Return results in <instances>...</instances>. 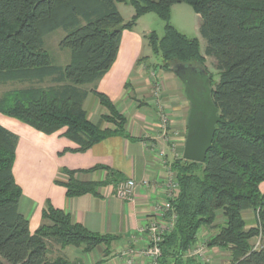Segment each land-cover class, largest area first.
<instances>
[{
	"label": "trees",
	"instance_id": "obj_1",
	"mask_svg": "<svg viewBox=\"0 0 264 264\" xmlns=\"http://www.w3.org/2000/svg\"><path fill=\"white\" fill-rule=\"evenodd\" d=\"M117 2L134 8L128 21ZM182 2L199 15L204 55L214 60L218 79L213 81L210 73V85L221 122L202 163L182 157L171 163L179 185L171 201L176 217L159 242L157 263L200 264L188 255L191 246L200 229L216 228L206 245L228 252L227 264H264V246L251 243L264 232V191L259 189L264 181V0H0V84H28L0 96V113L45 134L64 128L77 151L124 134L125 116L89 85L113 64L122 31L148 12L164 22L161 36L154 31L145 35L158 58L154 66L172 72L173 64L182 63L207 71L198 38L170 24L171 7ZM59 28L65 31L59 47L69 51L63 66L54 62L44 39ZM89 93L107 109L102 121L110 127L87 119L83 102ZM17 139L0 125V264H72L62 255H48L50 244L84 252L104 246L106 252L117 236L87 230L49 201L42 223L29 231L27 218L18 211L21 189L12 173ZM99 168L106 167L84 172ZM106 170L102 181H79L76 171L63 168L66 195H98V187L124 180ZM218 211L221 223H216ZM246 212L253 213L254 225H247Z\"/></svg>",
	"mask_w": 264,
	"mask_h": 264
},
{
	"label": "crops",
	"instance_id": "obj_2",
	"mask_svg": "<svg viewBox=\"0 0 264 264\" xmlns=\"http://www.w3.org/2000/svg\"><path fill=\"white\" fill-rule=\"evenodd\" d=\"M117 9L120 13L118 6ZM143 43L133 30H123L113 64L98 81L89 85L107 95L125 116L122 135L109 136L84 151H77L78 145L63 135L64 128L45 134L0 113V125L18 138L12 173L21 189L18 211L27 218L29 231L32 233L40 226L42 210L49 201L87 230L118 237L106 252L104 246L90 252L56 246L51 254L62 255L72 264H126V257L133 256L126 249L145 245L139 230L160 218L158 206L165 199L167 171L173 160L182 157L189 102L186 97L183 102L179 92L182 83L173 72L157 69L161 91L149 81V68L142 64L145 56L140 52ZM154 95L157 102H163L170 115L171 129L178 135L175 149L168 144V131L163 134L158 127ZM83 108L92 123H99L102 128L111 126L102 121L108 112L93 93L86 96ZM95 166L106 168L84 172ZM63 168L76 171L74 177L79 181H102L108 174L106 169L111 170L124 180L134 181L132 196L121 199L115 193L117 185L106 184L98 187V195L69 197L61 184L68 180ZM259 189L264 191V181ZM243 216L248 226L254 223L253 213L246 212ZM216 231V228H202L197 237L206 241ZM133 259L134 264H147L145 257Z\"/></svg>",
	"mask_w": 264,
	"mask_h": 264
},
{
	"label": "rangeland",
	"instance_id": "obj_3",
	"mask_svg": "<svg viewBox=\"0 0 264 264\" xmlns=\"http://www.w3.org/2000/svg\"><path fill=\"white\" fill-rule=\"evenodd\" d=\"M117 6L120 10V15L123 17L124 21H128L134 14V8L124 2H117ZM170 24L174 26L177 30H179L181 33H184L186 35L189 34V36H195L199 39V51L202 55H204V49L206 46L205 40L200 36L199 34V24H200V18L197 13L193 10L192 6L189 4L182 2V3H176L171 7L170 12ZM164 28V22L159 18L158 15H156L153 12H148L144 16H140L133 28L131 30L134 31V33L138 34L139 37L143 39V46L141 49V54L143 57L142 64H146V66L149 68L148 70V79L152 84L156 85V89L158 91L162 90V86L160 83L159 78L157 77V69L158 67H155L154 64L158 63V58L154 56L152 53V50L150 46L148 45L147 38H145V35H148L149 32L154 31L159 36L162 35ZM65 35V31L61 28L53 31L49 35H47L45 39V46L51 56L54 59V62L59 65H65L69 60V51L68 49L59 47V41L61 38ZM204 66L206 67L207 71L211 73L213 76V81H217L218 74L215 69L214 60L212 57L205 56L204 55ZM176 77V76H175ZM176 79H178L176 77ZM180 82V81H179ZM49 82L45 81L41 85H47ZM181 84V82H180ZM28 84L26 83H17V82H9L5 84H0V96H2L5 92L25 87ZM183 85L181 84V87L179 88V92L181 95V98L183 99V102L185 100V94L183 91ZM159 87V88H158ZM161 88V89H160ZM157 97V96H156ZM155 95L152 97V101L156 103V112H160L159 106L163 105V102H157ZM162 98L161 95L159 99ZM161 112L166 113V115L169 118V122L167 124V131L169 133V137L167 138L168 144L171 145L170 147L175 149L176 146V138L178 135H176V131L174 129H171V119L170 115L168 114L167 110L164 108H161ZM158 127L160 129V121L158 120ZM176 135V136H175ZM173 171V170H172ZM121 182V181H120ZM216 223H221V217L218 216ZM255 224V221L252 225ZM145 239V237H144ZM116 240H113L114 242ZM111 242V243H112ZM251 243L254 247H261L264 246V232L263 230H260L258 234H256L252 239ZM56 245L50 244L49 246V255L54 256L53 251L56 249ZM126 250H132L131 255H133V258H136L137 256L145 257L144 255H138V252H140V249H136L133 247L127 248ZM210 256H211V262L210 264H227L228 263V252L225 250H219L217 248L211 247L210 250ZM59 255V254H58ZM146 259V257H145ZM147 262V259H146Z\"/></svg>",
	"mask_w": 264,
	"mask_h": 264
},
{
	"label": "water",
	"instance_id": "obj_4",
	"mask_svg": "<svg viewBox=\"0 0 264 264\" xmlns=\"http://www.w3.org/2000/svg\"><path fill=\"white\" fill-rule=\"evenodd\" d=\"M171 70L182 83L189 102L182 158L202 163L212 147L215 125L221 122L212 99L210 73L202 67L182 63L173 64Z\"/></svg>",
	"mask_w": 264,
	"mask_h": 264
},
{
	"label": "built area",
	"instance_id": "obj_5",
	"mask_svg": "<svg viewBox=\"0 0 264 264\" xmlns=\"http://www.w3.org/2000/svg\"><path fill=\"white\" fill-rule=\"evenodd\" d=\"M158 108L160 110V112H158L160 130L163 134H166L169 118L166 113L161 112V108H164L163 105ZM166 183L167 190L165 199L158 206V214L161 219H154L139 230L140 234L145 237V245L140 248L138 255H144L147 259V264H158L157 260L161 253L159 242L162 240V236L172 228L176 217L171 201L174 199L179 185L171 168L167 171ZM133 188L134 181L132 179H126L117 184L115 193L119 198L128 200L132 196ZM131 251L132 250H129V255H131ZM188 255L195 258L200 264H210L211 262L210 252L206 245V241L204 239H198V237L196 238L195 243L191 246ZM126 259V264H134L133 256L126 257Z\"/></svg>",
	"mask_w": 264,
	"mask_h": 264
}]
</instances>
